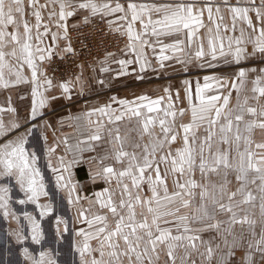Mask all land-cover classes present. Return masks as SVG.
<instances>
[{"label": "snow or ice", "instance_id": "snow-or-ice-1", "mask_svg": "<svg viewBox=\"0 0 264 264\" xmlns=\"http://www.w3.org/2000/svg\"><path fill=\"white\" fill-rule=\"evenodd\" d=\"M223 3L232 14L233 30L237 20L250 29L247 38L244 29L239 37H228L227 49L211 3L0 0V89L30 84L32 98L23 124L16 120L5 124L0 119V138L4 140L0 143V215L5 221L17 224L4 238L14 242L22 257V261L0 259V264H66L58 259L61 254L58 247L43 248L37 256L25 246L29 238L34 245L42 244L45 235L41 221L54 212L51 202H41V198L49 197V191L37 167V154L29 152L26 145L35 129L49 126L46 122L42 125L32 122L43 115L41 110L49 99L58 98L45 96L41 89L58 87L61 95L70 99L72 87L81 83L82 71L74 80L54 86L43 69L44 63L51 62L54 55L62 59L78 55L72 44L69 19L76 20L71 26L73 31L99 22L126 35V48L135 55L140 71H144L147 63L144 50L146 46L152 47L144 38L146 35L150 33L159 42L160 37L186 32L187 45L191 47L198 30L205 27L206 11L209 21L216 24V34L213 36L212 29L208 28L207 51L201 42L194 53L197 61H204L199 65L201 68H216L215 62L222 57L226 58L225 63L236 65L257 56L264 61V0L259 7L255 0H249V6L244 7L239 6V0L236 6L229 5L228 0ZM251 12L255 13V22ZM215 13L222 22L224 17L220 15L219 5L215 6ZM117 21L125 22L126 29L114 27ZM137 22L140 31L135 28ZM53 26L56 31H51ZM49 34L51 46L44 43ZM60 41L65 42L63 47ZM184 44V40L177 39L172 44H163L161 52L165 49L183 52ZM114 56L115 53L108 52L105 60ZM170 58L162 56L160 60ZM115 62L121 65V75L127 74L124 69L133 63L126 59ZM100 63L103 65L104 61ZM77 66L83 68V65ZM160 66L163 67L162 62ZM25 67L30 76L26 75ZM100 71L108 69L102 66ZM249 72L257 73L254 79L249 80ZM183 83L188 108L177 109L169 89L165 88V96L157 99L138 96L130 101L112 97V102L120 106L118 109L106 104L92 110L106 116L109 124L134 120L136 127L123 134L118 126L109 129L111 153L102 159L110 158L114 164L102 166L92 178H102L108 184L115 180L119 195L109 188L94 194L95 200L90 202L98 205L103 214L92 212L91 208L78 210L77 219L88 225L87 231L75 232L77 237H82L72 245L78 264H197V258L199 264H264V68L241 67L234 79L206 75L202 86L196 83L194 92L189 81ZM213 90L218 94L209 95ZM233 91L236 93L234 104ZM165 97L169 102L161 108ZM175 100L181 101L179 92ZM8 105L6 109L0 107V113L16 111L11 107V97ZM188 112L190 121L185 123L181 119L177 126V117L182 118ZM96 123L99 128L90 138L98 141L103 125L100 121ZM157 126L158 133L154 131ZM131 131L141 140L146 135L148 143L135 142L129 135ZM9 136L13 138L8 139ZM44 139L47 142L46 136ZM178 141L180 146L173 148ZM128 147L134 150L128 151ZM55 152V146L46 149L56 191L66 193L69 205L90 199L79 195L71 178V169L79 161L61 155L53 165L51 157ZM161 165H164L163 174ZM145 184L148 195H145ZM14 187L24 197L15 203L34 205L39 214L37 219L32 213H22L27 221V233L20 226L21 217L12 209ZM89 212L91 218L86 215ZM55 223L54 243L60 245V238L68 232L67 222L57 216ZM60 225H64L63 231ZM204 233L215 235L205 240ZM8 251L12 252L13 248Z\"/></svg>", "mask_w": 264, "mask_h": 264}, {"label": "crops", "instance_id": "crops-1", "mask_svg": "<svg viewBox=\"0 0 264 264\" xmlns=\"http://www.w3.org/2000/svg\"><path fill=\"white\" fill-rule=\"evenodd\" d=\"M121 2H125V0H121ZM137 2H144V0H137ZM155 2L164 3V2H173V0H155ZM188 2H195L197 5H203V0H188ZM200 2V4H199ZM118 15V14H117ZM109 19H115V17H110ZM30 21L35 23L34 18L30 17ZM203 21L205 27L200 28L197 33H208V13L205 11L203 15ZM45 23H47V14L45 13ZM76 23V20L70 18L68 21L69 28ZM126 29V23L122 21H117V25ZM137 31H140V25L137 22L135 25ZM43 31V28H41ZM51 31H56L53 26ZM150 34V33H149ZM184 34L183 38H185L186 32L181 33ZM202 39V37H201ZM183 40V39H182ZM44 43L46 45L51 46L52 39L51 34L45 37ZM64 41H60V47H63ZM161 43V42H159ZM166 43V42H163ZM184 47V45H182ZM60 57L59 55H54ZM120 59L132 60L133 65H135V69H129V64L126 66L124 71L127 74L121 75V65L116 63ZM136 57L133 53L127 52L122 57L116 58L114 60L108 58L107 60L102 59L104 61L103 65L99 62L96 70L92 74L90 78L85 76L81 77V83L79 85H75L72 87L70 92V99L65 98L61 95V90L58 87H53L48 89L47 91L44 88L41 91H44L45 96L58 97L56 100L49 99L47 105L41 110L43 115L38 117L36 121L32 122L37 125H42L45 122L48 127H41L34 130V134L29 137V143L26 145L29 152L35 151L38 157L37 167L40 169L41 174L44 179V183L46 189L49 191L48 198H41V202H51L53 204L54 212L50 216H46L42 221V229L45 235V240L42 241L41 245H34L31 243V240L26 242L25 246L29 247L30 251H33L35 255L38 256L39 251L43 248H59L60 256L58 259L62 262L66 259H74L78 260V256L72 251V245L74 242H79L82 240V237H77L75 232L79 229L88 230V225L83 220L77 219L78 210L83 209H94L96 205L91 203L90 201L95 200V193L102 191L101 188H97L96 186H91V182L93 183L95 180L92 178L95 173L93 172L95 162H98L97 155L95 151V147L98 144V141L91 140V136L97 133L99 126L97 125L98 113L92 112L93 109L99 108L95 107L94 100L92 97H96L97 95H101V97L110 98L108 100V104H111L112 95L108 94L109 91L100 90L99 94H94L95 87H102L103 84H111L114 75L118 79H123L125 76L130 75H141L143 76L146 70L149 68L148 63L145 65V70L140 71V65L134 63ZM47 62L44 63L43 69L49 79L53 81V85H58L61 82L74 80L75 77L70 79H65L63 81H55L47 74ZM161 62L154 64L157 70L160 69ZM106 67L108 71L101 72V67ZM165 66V64H163ZM115 72V73H114ZM26 75L30 76L27 68L25 67ZM206 75L203 72L201 75ZM256 75L249 74V80L254 79ZM177 77V76H176ZM176 77H168V80H172ZM179 77V76H178ZM181 77V76H180ZM178 79V78H176ZM103 80L104 83L100 84L99 81ZM90 93L88 100L82 102L80 100L81 96ZM11 97V107L16 109L14 113L4 111L0 113V119H2L5 124H8L10 121L16 120L23 124L24 119L28 116L31 109V85L30 84H22L17 86L16 88H10L7 90L0 89V107L7 108L8 98ZM23 97V99H21ZM92 99V100H91ZM85 103V104H84ZM105 103L104 105H106ZM101 107V106H100ZM111 107L113 108L112 104ZM89 113H92L90 116ZM91 121V123H90ZM31 126V124L29 125ZM23 131V129H21ZM47 137V142H45L44 137ZM12 136H9L8 139H12ZM65 140L67 143H65ZM3 138H0V143H3ZM55 146L56 152L51 157V161L53 165L57 163V157L63 155L66 159H77L78 161H84L86 163V168H78L76 165L71 169V178L74 184L77 186V192L81 197H88L90 199H81L78 204L69 205L67 202V196L64 192H57L55 188V177L52 171L48 168L49 157L46 154V149L49 147ZM100 162V161H99ZM95 183V182H94ZM12 209L17 213L18 216L21 217L20 226L23 228L24 232L27 233L28 225L27 221L23 219L22 213L27 211L36 215L37 219H39V214L35 211L34 205L26 204L19 205L15 203L16 200L22 199L23 194L19 192L18 188H13L12 192ZM88 218H91V212L86 213ZM59 216L63 220L67 222L68 232L64 233L63 237H61V244L56 245L54 240L56 239L55 231H56V217ZM17 227L15 222L5 221L0 215V257H3L4 260H21L22 257L19 255L18 248L15 247L14 242L11 240H6L5 233ZM64 225H60L61 231H63ZM70 243V246H69ZM68 245V246H67ZM95 245V242H93ZM67 247V248H66ZM13 248L12 252H9L8 249ZM2 252V254H1ZM70 264V263H69ZM72 264V263H71Z\"/></svg>", "mask_w": 264, "mask_h": 264}, {"label": "rangeland", "instance_id": "rangeland-1", "mask_svg": "<svg viewBox=\"0 0 264 264\" xmlns=\"http://www.w3.org/2000/svg\"><path fill=\"white\" fill-rule=\"evenodd\" d=\"M194 1V0H192ZM200 1V0H198ZM205 3H211L213 5V16L214 19L220 23V35L224 38V45L225 49H227L228 46V37H239L241 33V29L245 30V38H247L248 33L250 32V29H247V26L240 20H237L235 22V29L233 30V21H232V14L228 11V8L224 6L223 0H203ZM159 3V2H157ZM200 4V2H199ZM228 4L231 6L237 5V0H228ZM255 4L257 7L260 6L261 0H255ZM219 5L221 7V13L224 17V20L221 22L219 21V17L215 13V6ZM239 6H249V0H239ZM250 16L253 18L255 22V13L251 12ZM30 19V17H29ZM92 26H97L99 28H103L106 31V35L108 36L109 41L114 45L112 49H108L107 42L104 37H101L100 35H94L90 31L82 32L80 29L86 28L82 27L79 29V31H73L70 29V35L71 40L74 49L78 53V55L75 56H68L66 58H61L57 56H53L51 62H47V74L53 78L55 81H63L65 79L73 78L77 75H79L82 71L83 76L90 78L94 71L97 68L98 63L105 59L106 54L108 52L115 53L114 57H111V59L122 57L127 52H130L126 48L127 44V37L126 35L122 36L119 32L111 30L108 28V26L104 23L97 22L96 24ZM90 27V26H88ZM116 27V26H114ZM208 28L212 29V35L214 36L216 34V24L212 23L208 19ZM227 29V30H225ZM184 34H178L173 36H167V37H160L159 43L157 41L156 37L151 36L150 34L146 35L144 38L148 39L150 43L152 44V47H145L144 55L145 59L148 63L149 68L146 70L145 74L143 76L141 75H128L125 76L123 79H118L116 75H114V78L112 79V86L111 84H103L102 87H95L94 94H99L100 90L109 91L108 94L112 95V97H115L117 100H135L138 96H148L151 99H157L158 97L165 96L164 89L168 88L172 98L173 102L175 103V106L177 109L179 108H188V102L184 99L185 96V85L184 81L187 80L190 82L193 92L195 91L196 83L199 82L201 86L204 83V76L206 75H215L222 78H228V79H234L235 73L239 70V68L243 67L245 69H260L264 68V61H262L259 56L251 58L247 61H242L241 64L236 65L235 63H225L226 58H219L218 61L215 63L217 64V67L212 69L208 67L201 68L199 65L201 63H204V61H197L194 58L195 51L199 48L201 42L203 43V46L205 50L207 51L208 48V38L209 33H197V38L194 40L191 47H188L186 35L185 38H183ZM202 37V39H201ZM95 40L94 46L100 47L102 50L98 53L97 57L93 59L92 61H88L86 57V51L80 50L79 43L82 41L88 42L90 39ZM177 39H183L185 41L183 52L179 51H173L171 49H165L163 52H161V46L163 44H172ZM166 42V43H163ZM249 51L251 50V46L248 45ZM123 50V51H122ZM162 56H169L170 59L167 60H160V57ZM227 59H231L230 57ZM183 61V62H180ZM162 62L165 64V66L160 67L159 70L154 67V64ZM135 63V62H134ZM77 65H83V68L81 69ZM131 68L135 69V65L132 64V66H129V69ZM203 72L206 73V75H201ZM115 73V72H114ZM249 74L256 75L257 73L249 72ZM177 76V77H176ZM179 76V77H178ZM181 76V77H180ZM168 77H176L172 80H168ZM177 92H179L181 101H176L175 97ZM209 95L212 94H218L215 90L210 91L208 93ZM90 96V93H86L81 96L80 100L82 102L88 100V97ZM235 97L236 93L233 91L232 93V103H235ZM94 100L95 107L103 106L105 103L108 104L109 97L106 99L104 97H101V95H97L96 97H92ZM113 109H118L120 106L116 103H113L112 100L110 101ZM167 97H165V100L161 104V108H165L168 104ZM85 104V103H84ZM146 112V109H145ZM98 113V112H97ZM152 116H156V113L150 114ZM159 115L162 117L163 112H160ZM183 120V122L187 123L191 119L190 112L186 113L184 117H177V126H179V123ZM98 120L103 125L102 128L99 129V134L101 136V139L98 141V144L95 147L97 160L98 162H95L94 170L93 172L96 173L98 170L101 169L102 166L112 165L114 162L109 159H102L103 157L110 156L111 153V143H110V136H109V129L114 128L118 126L121 129V134L124 133V131L128 129H134L136 127L135 121L129 122L128 120H124L122 122H118L117 125H112L108 123V118L106 116H103L102 114L98 113ZM155 132H159L158 126L154 129ZM129 135L133 138V140L137 143H140L141 145L147 144L149 138L145 135L143 139L141 140L135 131H131ZM256 139L259 140L260 136L257 135ZM180 142L178 141L177 144L173 145V148L179 147ZM128 151H133L131 147L127 148ZM136 151H141L142 149H135ZM100 161V162H99ZM78 168H86V163L84 161H79V163L76 164ZM161 173L164 172V165L160 166ZM197 179H199V174L197 173ZM95 182V183H94ZM93 183L91 182V186H96L98 189L101 188L103 190L105 188H109L110 190L116 191L117 196L119 195V191L116 188V181L113 180L111 184L106 183L102 178L97 177L96 180ZM169 189L171 191V178L168 180ZM145 189V195H148L147 192V185H144ZM258 204V201H257ZM258 213V207L255 210ZM92 212H98L99 214H103V211L99 210V206L96 205L94 209H92ZM237 230H239V226H237ZM215 233H204L203 238L205 240H208L211 236H214ZM68 246V245H67ZM70 246V243H69ZM95 246V245H94ZM67 248V247H66ZM2 254V252H1ZM0 259H3V257H0ZM4 260V259H3ZM6 261V260H4ZM66 264H73L74 259H66L64 260ZM76 264H78V260H75ZM197 264H199V259L197 258Z\"/></svg>", "mask_w": 264, "mask_h": 264}, {"label": "built area", "instance_id": "built-area-1", "mask_svg": "<svg viewBox=\"0 0 264 264\" xmlns=\"http://www.w3.org/2000/svg\"><path fill=\"white\" fill-rule=\"evenodd\" d=\"M82 32H86V31H90L92 32L95 36L96 35H100L101 37H104L106 42H107V47L108 49H112L114 47V45L109 41L108 36L106 35V31L101 27H97V26H90V27H86L83 29H80ZM95 40L90 39L88 42L86 41H81L79 43V48L80 50H85L86 51V57L88 61H92L93 59H95L98 55V53L102 50L100 47L98 46H94Z\"/></svg>", "mask_w": 264, "mask_h": 264}]
</instances>
